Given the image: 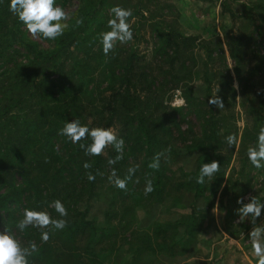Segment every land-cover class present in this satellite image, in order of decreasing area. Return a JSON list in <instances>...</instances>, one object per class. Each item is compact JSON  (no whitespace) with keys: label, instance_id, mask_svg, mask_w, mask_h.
Returning a JSON list of instances; mask_svg holds the SVG:
<instances>
[{"label":"trees","instance_id":"1","mask_svg":"<svg viewBox=\"0 0 264 264\" xmlns=\"http://www.w3.org/2000/svg\"><path fill=\"white\" fill-rule=\"evenodd\" d=\"M9 2L0 0V232L5 226L15 231L23 208L47 210L60 218L48 208L49 202L60 199L68 210L67 227L52 230L47 243L41 242L35 228L17 232L22 241L38 246L30 264H112L124 247L132 249L127 264L186 254L208 212L209 207L199 206L201 201L219 190L232 191L250 171L246 157L239 170L230 169L234 147L229 148L225 137L238 134L231 76L221 79L214 92L211 81L221 72H204V94L193 95L190 83L200 77L190 70L195 39L162 24L164 17L151 10L159 0L125 2L139 17L133 32L140 33L138 25L150 27L155 39L151 53L140 54L129 42L117 44L108 56L98 34L108 30L114 0H76L69 28L55 41L41 38L44 47L28 36L9 11ZM56 2L62 6L64 1ZM81 18L83 24H77ZM206 52L208 59L212 53ZM234 71L240 93L253 96L250 101L259 98L261 106L264 88L247 89L237 64ZM177 89L185 105L171 107ZM213 96L222 98L224 110L209 104ZM254 110L250 109L251 124L245 121L241 136L251 146L262 127L260 111ZM190 115L195 123L187 121ZM75 119L89 128H114L125 141L123 159L109 166L108 159L117 155L111 146L99 157H88L79 144L58 134ZM157 153L164 155L159 170H154L148 165ZM85 161L92 164L93 174L103 173L95 182L85 176ZM212 161L219 162L220 171L197 184L201 165ZM112 167L121 178L129 167L137 169L126 191L108 181ZM146 180L154 188L148 195ZM152 205L160 207L157 220L138 229L134 209ZM177 211L187 212L174 219L164 217ZM57 243L66 247L58 256Z\"/></svg>","mask_w":264,"mask_h":264},{"label":"rangeland","instance_id":"2","mask_svg":"<svg viewBox=\"0 0 264 264\" xmlns=\"http://www.w3.org/2000/svg\"><path fill=\"white\" fill-rule=\"evenodd\" d=\"M61 1H64L62 7L68 13L75 9L76 0ZM114 1L115 5L128 8L125 6L126 0ZM151 10L157 13L158 17L160 15L164 17L162 24L165 27L195 39L191 44L195 64L193 67L189 66L192 67L190 70L193 76L195 73L200 75L198 79L190 83L195 97L201 98L204 94L205 82L202 79L204 72L208 74L221 72L217 74L218 80L211 81L214 92L219 88L221 79H226L227 74L231 76L232 87L236 91L233 117L238 128L237 136L240 144L239 147H234L230 169L239 170L244 157L248 161L246 151L251 146L248 140L241 138L245 121L251 124L252 119L248 113L251 108H255L254 111L258 113L260 111L261 125L264 126V100L261 106H257L259 98L250 101L253 96H244L240 93L234 68L237 64L244 77L241 83H244L247 89L260 91L264 88V0H159V4L151 5ZM137 19L139 17L135 18L132 27L137 23ZM157 20L158 18L155 19ZM135 28L137 31L140 28V33L134 32L131 43L140 54L149 55L155 42L150 27L143 24V27L138 25ZM28 36L43 47L46 46L42 39H33L29 34ZM239 41L241 46L237 47ZM208 50L212 54L207 59L206 51ZM237 51L240 52L231 54ZM236 59L243 61L236 62ZM189 63L187 60L186 64L189 65ZM184 105V100L180 98V91L177 89L172 95L170 106ZM188 118L187 121L195 123L192 115ZM185 127L186 125L183 124V128ZM249 168L247 178L242 179L232 191L222 193L219 190L208 196L207 200L201 201L199 206L205 209L209 207L208 212L206 219L200 225L195 243L186 254L174 258L145 257L143 262L135 264H255L251 245L248 242V233L251 231L252 224L248 218L238 222L240 217L237 215V209L241 207L237 201L241 198L248 203V197L257 196L264 202V169H256L250 163ZM159 210L158 205H152L150 208L136 207L133 212L136 227L145 229L151 226L157 220ZM186 212L177 211L164 217L174 219ZM261 221H264V213L257 220V224ZM54 249L56 256L66 252V247L61 243L54 244ZM129 250L132 249L124 247L122 252L113 259L112 264H127Z\"/></svg>","mask_w":264,"mask_h":264},{"label":"clouds","instance_id":"3","mask_svg":"<svg viewBox=\"0 0 264 264\" xmlns=\"http://www.w3.org/2000/svg\"><path fill=\"white\" fill-rule=\"evenodd\" d=\"M9 11L23 24L27 33L33 39H44L55 41L62 37L69 28L68 21L71 19L69 13L56 0H10ZM135 22L133 10L115 5L110 8V18L107 20L106 28L98 34V40L102 47L103 54L108 56L114 51L117 44H128L134 39L132 24ZM77 24H83V19H78ZM175 104V102H173ZM183 103V101H180ZM209 104L216 106L221 111L224 110V103L220 96H213ZM59 135L67 138L72 144H79L84 154L88 157H99L104 154L105 149L112 147L117 155L109 158L107 163L114 166L123 159L125 141L118 137L114 128L92 127L81 124L79 119L66 122L58 132ZM90 140V143L82 141ZM229 148L239 147L240 139L233 133L225 137ZM164 153H157L149 163L148 167L159 170L161 157ZM249 163L256 169H264V126L259 128L257 141L254 146H249L246 151ZM85 176L89 182H95L97 175H103L97 171L93 174L90 169L92 164L85 161L83 164ZM218 161L203 163L199 169L196 183L203 185L206 178L211 180L220 171ZM135 167H129L127 175L121 178L114 167L108 176V181L120 190H127L128 182L136 172ZM154 191L151 180H146L144 193L150 194ZM248 203L244 198L237 201L241 205L237 209L240 217L238 222L245 218L250 219L251 231L248 233V242L251 245V253L255 258V264H264V221L257 224V220L264 213V202L257 196L248 197ZM48 208L53 209L60 218H53L47 210H37L23 208L20 219L16 221L15 231L5 226L0 232V264H30L29 258L38 251L35 241L25 243L18 235L24 233L28 228H35L40 232V240L47 243L50 240L52 230H63L67 227L68 210L60 199H55L48 203Z\"/></svg>","mask_w":264,"mask_h":264}]
</instances>
